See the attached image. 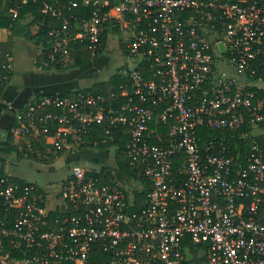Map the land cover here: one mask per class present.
<instances>
[{
    "label": "built area",
    "instance_id": "2783aa9c",
    "mask_svg": "<svg viewBox=\"0 0 264 264\" xmlns=\"http://www.w3.org/2000/svg\"><path fill=\"white\" fill-rule=\"evenodd\" d=\"M40 1L60 22L47 23L40 67L71 65L77 41L97 55L102 33L118 27L124 80L109 95L35 97L17 111L13 137L29 156L124 135L125 162L150 187L138 201L119 177L75 163L52 208L44 190L0 172V264H180L191 244L204 264H264V141L253 132L264 124V87L253 86L264 79V0ZM28 2H13L12 18ZM13 66L7 52L0 83ZM199 127L220 133L202 139ZM235 139L249 145L235 151Z\"/></svg>",
    "mask_w": 264,
    "mask_h": 264
},
{
    "label": "crops",
    "instance_id": "0c3cea01",
    "mask_svg": "<svg viewBox=\"0 0 264 264\" xmlns=\"http://www.w3.org/2000/svg\"><path fill=\"white\" fill-rule=\"evenodd\" d=\"M31 30L32 33L38 32V24H33L31 26ZM11 35L14 36L10 51L13 55L14 66L11 78L3 88L0 95V172H10L17 179L32 183L38 186L41 190H44L47 193L49 206L53 208L58 202L55 190L49 192V189L45 188V182L37 179L24 178V175L21 176L13 171L15 167H19L17 166L18 164H23L24 162L26 163L33 157L42 158L44 155L30 154L29 156H26L25 154H22L21 148L24 145L23 141L15 139L12 135L11 129L16 124L15 117L17 111L35 97L52 94L74 95L77 90L89 87L94 82L100 81L98 78L101 77V73L94 69L96 60L99 59H92L79 67H40L38 57L39 46L32 41L26 40L24 36L15 35L10 26L0 27V43H6ZM107 78L109 77L106 76L105 78L100 79L104 80ZM253 86L264 87V79L255 81ZM258 128L259 127L254 128L253 132L264 135V124L260 125V128H263V131L259 132ZM106 150L108 151L109 148L95 149L86 147L71 150L61 154L60 156L67 163V165L71 162L83 163L82 161L85 159L88 161H96L100 164L102 163V165H109L110 169L107 170H104L106 167L105 165H103V168L101 169L91 167L102 172L108 171L115 177L125 178V174L122 172L118 163H114L113 165L109 163L112 155ZM102 154L110 157V159L105 162L99 161ZM21 155L23 156L22 159L17 161L16 157H21ZM112 160L114 162L113 157ZM29 162L31 163L32 161ZM112 169L116 171L115 174L112 173ZM69 170L70 168H67V173L63 175L64 177L69 173ZM47 185L50 186L49 184Z\"/></svg>",
    "mask_w": 264,
    "mask_h": 264
},
{
    "label": "trees",
    "instance_id": "16d2710c",
    "mask_svg": "<svg viewBox=\"0 0 264 264\" xmlns=\"http://www.w3.org/2000/svg\"><path fill=\"white\" fill-rule=\"evenodd\" d=\"M16 0H0V27L4 26H10L12 29V32L15 35H21L24 36V38L28 41H32L37 46L40 45L42 38L44 34H46L47 30V23L55 21L56 24H59V21L53 20V17L51 15H44L40 12V6H41V1L40 0H30L27 4H25L23 7H21L19 16L17 18H12V16L9 13V6L13 5V2ZM89 8H82V7H77L73 11L76 15H81L85 14L84 16H89L88 13ZM31 16H34V18L30 19ZM44 19V24H40L39 30L36 33H32L31 26L33 24H38L40 23V20ZM118 32V27L110 28L108 27L101 35V39L103 42V48L97 55H93L91 49L88 47V40H82V41H77L72 43L73 47V57H74V62L71 64L72 66L79 67L86 62L95 59L96 56H100V54L103 53V51L106 49L108 42L111 37H115L112 35V32ZM119 38V46L123 49L124 48V43L121 41L120 36H116ZM14 39V36L11 35L9 40L6 43H0V62H3L6 60V52L11 51V45L12 41ZM96 57V58H98ZM48 66V67H52ZM124 79L122 76L119 74V70H116L114 74L109 76V78L96 81L94 82L91 86L79 89L80 91L86 92L89 90H95V89H100L103 88V92H106L109 95V92H107L108 88L111 89H118V84L123 81ZM6 82L0 83V95L1 92L3 91V88L6 86ZM64 95V94H63ZM165 125L161 126V129L164 130ZM231 132V131H230ZM101 132H95L93 134L94 137L101 136ZM220 132L219 131H214V130H208L203 127L198 128V134L202 137V139H208L214 135H218ZM259 140L264 141V135H261L258 137ZM127 137L123 135V137H118L114 141H105L103 143H98L97 145H87V147H95L99 149H105L109 148L113 145H117L116 147V161L118 165L120 166L122 172L127 175L128 177H132L137 183L142 184V187H138L137 184L133 189L134 192V197L138 199V201L142 200L146 193L149 190L150 187V181L146 178V176L143 173H138L137 170L133 169L127 162H125L126 156L122 154L121 150L124 147V143L126 141ZM236 143L239 144H244V145H249L248 141L245 140H238L235 139L233 141H229V144L233 146L234 150L236 148ZM23 146L21 148L22 154L25 152V143L23 142ZM243 151H247L248 147L243 146ZM241 149V150H242ZM236 151V150H235ZM20 153V154H21ZM94 174V173H93ZM97 175V173H95ZM115 177L112 174H108L104 180L108 182H115L116 178H111ZM21 183H24L23 180H19ZM191 252L193 254L192 259H187L185 258L184 260L181 261L180 264H187L188 262H194L195 264H204L203 261L205 260V255H199V248L201 245H193L191 244ZM22 256V253H13L12 257L14 258H20ZM102 257H106L107 255L101 254ZM93 259L97 260V255L94 252L93 253Z\"/></svg>",
    "mask_w": 264,
    "mask_h": 264
},
{
    "label": "rangeland",
    "instance_id": "374dc122",
    "mask_svg": "<svg viewBox=\"0 0 264 264\" xmlns=\"http://www.w3.org/2000/svg\"><path fill=\"white\" fill-rule=\"evenodd\" d=\"M99 60H96V64L94 66V69H96L98 72L101 73L100 78H105L106 76H111L116 72V68L121 66L122 64H125V57L123 54V49L119 46V38L118 37H111L106 49L103 51V53L97 58ZM72 66V65H69ZM69 66H61L63 68H68ZM93 69V70H94ZM94 78V77H93ZM96 78V77H95ZM98 78V80H103ZM97 80V78H96ZM89 83V81H88ZM83 84V82H82ZM258 131H263V128H258ZM89 148V147H87ZM95 148V147H91ZM96 149V148H95ZM107 151V150H106ZM109 154L112 155L114 152L113 148H110L107 151ZM64 154V153H63ZM61 154H47L44 155L42 158H32L29 161H32L31 163L27 161L26 163L24 162L23 164H18V168L15 167L13 171L16 173L20 174L21 176L24 175V178L27 179H37L42 182H45V188L49 189V192L55 190L57 191L59 189V185L63 179V175L67 173V163L63 160V158L60 156ZM42 156V155H41ZM21 157L18 156L16 157L17 161L22 159ZM35 159V160H34ZM110 157L102 156L100 157L99 161H107L109 160ZM84 165H90L92 167H95L97 169L103 168V165L106 166V164L98 163L96 161H88V160H83L82 161ZM111 165L114 164L112 157L109 161ZM75 164V162H71L70 166ZM112 168V167H111ZM110 169L109 165L105 167L104 170ZM51 179V180H50ZM121 182L128 188V189H134L136 186V182L132 181L131 178H126V180L122 179L119 177ZM49 184L50 186H48ZM47 185V186H46ZM52 189V190H51ZM187 259H192L193 254L192 252H187L186 255ZM187 264H195L194 262H188Z\"/></svg>",
    "mask_w": 264,
    "mask_h": 264
},
{
    "label": "flooded vegetation",
    "instance_id": "af4514ba",
    "mask_svg": "<svg viewBox=\"0 0 264 264\" xmlns=\"http://www.w3.org/2000/svg\"><path fill=\"white\" fill-rule=\"evenodd\" d=\"M68 169L71 168L70 164L67 165Z\"/></svg>",
    "mask_w": 264,
    "mask_h": 264
}]
</instances>
